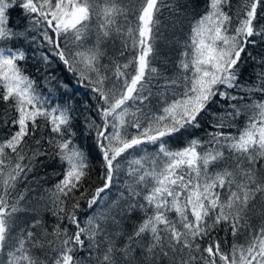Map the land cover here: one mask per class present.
Returning <instances> with one entry per match:
<instances>
[{
  "label": "snow or ice",
  "instance_id": "6c2138e0",
  "mask_svg": "<svg viewBox=\"0 0 264 264\" xmlns=\"http://www.w3.org/2000/svg\"><path fill=\"white\" fill-rule=\"evenodd\" d=\"M258 44L264 0H0V264H264Z\"/></svg>",
  "mask_w": 264,
  "mask_h": 264
},
{
  "label": "trees",
  "instance_id": "16d2710c",
  "mask_svg": "<svg viewBox=\"0 0 264 264\" xmlns=\"http://www.w3.org/2000/svg\"><path fill=\"white\" fill-rule=\"evenodd\" d=\"M19 15V12H14L13 17ZM258 39V38H257ZM248 51L251 52L252 56H256L258 54H264V44H258L254 48H250ZM35 58L30 59L28 62V72L31 73L32 76L39 79V82L41 84V87L43 89V92L45 95L49 96L51 100L55 101L56 104H64L67 102L70 106H72L76 111L74 112V115L77 118V124H78V132H84L85 135H87V132L85 131V117H94L95 116V109L92 107L95 105L96 101L93 98V94L91 91L85 87H83L80 83L77 82V79L75 76H73L71 73H68L66 69H64V66L62 64H59L57 61L56 64L52 65V68L50 72L54 74L55 80L52 82H46L43 79V74L41 72H37L35 69L37 67L36 61L39 59L40 53H35ZM173 57H175V53L172 54ZM242 60H246L247 63L243 66L245 68V75H248L252 70V61L248 59L244 54H242ZM63 85H67V87H64ZM69 97L71 99H69ZM180 144L173 145V147H180ZM149 149H151V145L148 146ZM135 155V154H134ZM132 157H130L131 159ZM96 164V167H99V161H94ZM53 166H49L47 169V172L49 175L52 173ZM43 175V172L41 173ZM125 179L124 175H121L114 179V186L111 189L110 197H117L121 192L124 191L123 187V181ZM55 177H53L51 180H49L48 184L45 185L46 187L51 186V184L54 182ZM95 187V185L93 186ZM103 195V194H102ZM82 206L87 211V205L83 204ZM99 211V210H98ZM86 215L85 213H81V218Z\"/></svg>",
  "mask_w": 264,
  "mask_h": 264
}]
</instances>
